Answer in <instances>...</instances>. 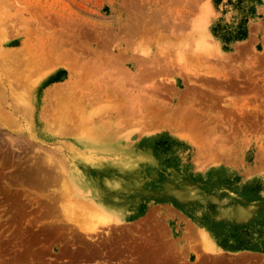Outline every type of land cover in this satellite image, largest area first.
<instances>
[{"label":"rangeland","instance_id":"1","mask_svg":"<svg viewBox=\"0 0 264 264\" xmlns=\"http://www.w3.org/2000/svg\"><path fill=\"white\" fill-rule=\"evenodd\" d=\"M0 75V264H264V0H0Z\"/></svg>","mask_w":264,"mask_h":264},{"label":"bare ground","instance_id":"2","mask_svg":"<svg viewBox=\"0 0 264 264\" xmlns=\"http://www.w3.org/2000/svg\"><path fill=\"white\" fill-rule=\"evenodd\" d=\"M193 51V50H192ZM1 76V75H0ZM8 80V79H7ZM10 82V81H9ZM11 83V82H10ZM21 83V82H20ZM9 84V83H8ZM12 85V84H11ZM10 84L8 85L9 86V88H10V86H11ZM10 89H12V88H10ZM9 89V90H10ZM6 90H7V87L5 86L4 87V83H3V81H2V79H0V97H2L3 99L5 98V97H3V96H5V95H3V94H5V93H7L6 92ZM8 90V91H9ZM12 91V90H11ZM10 94L13 96L12 97V99H11V101H14L13 103L14 104H12L11 103V105H13V107H16L15 109L17 110V111H19V110H25L26 111V113L27 112H29L28 111V108L29 109H31V101H30V99L29 98H27V94L24 92V90H23V93H20V94H18V93H14V92H10ZM97 95V94H96ZM6 97H7V95H6ZM14 98V99H13ZM6 99V98H5ZM1 102L2 103H5V102H7L6 100H1ZM8 104V103H7ZM23 105V107H21L20 105ZM6 105V104H5ZM10 105V106H11ZM2 107V106H1ZM12 107V108H13ZM8 109V108H7ZM8 112V111H7ZM6 112V113H7ZM10 112L12 113V111H9L7 114L5 113L3 116L5 117V118H7V119H9V117H10ZM15 113V112H14ZM69 113V111H65V115H67ZM15 114H17V113H15ZM30 115V114H29ZM11 116H13V115H11ZM31 116V115H30ZM63 119H66V118H63ZM62 124H64V125H66V123H64V120H62V122H61ZM89 143V145H97V144H100L99 142L97 143V144H94V143H92V142H88ZM37 160H38V158H37ZM41 162V161H40ZM39 162V163H40ZM32 164V163H31ZM37 164V163H36ZM108 164V163H107ZM92 165H100V164H92ZM92 168V170L93 171H98V173H100V175H101V177H110L109 176V173H113V171L111 172V171H109L108 169H107V167H105V166H102V167H91ZM59 172V171H58ZM109 172V173H108ZM96 177V176H95ZM105 178V179H106ZM103 179V178H102ZM103 181H105V180H103ZM96 182H97V180H96ZM103 183V187H101V189H98V188H92V186L90 187V185L86 188V187H84L83 188V190L84 191H87V193L89 194V195H93V196H96V201H93V202H96L95 204H96V206L95 205H93L92 207L93 208H91L92 210H90V209H87V208H90L89 206H87V208H85V209H82L83 207H85L84 206V203H81V205L83 206L82 208H79L78 210H80L81 211V213L82 212H84V210H89L88 212H92V211H94V214H92L91 212V214L93 215V219L94 218H96L97 219V217H98V221H101V222H103L102 221V219L104 220V218H102L101 217V212H103V211H105L104 210V205H103V202H107L108 203V205H106V207H105V209H107V208H109V207H107V206H110L111 208H116V209H120V213H124V207L127 205V203L128 202H121V203H119V204H116V203H114L113 201H112V199H111V197L112 196H115V195H117L118 193H120V191L119 190H112L111 189V187L110 186H108V184H107V182H102ZM93 185V184H92ZM101 185V184H100ZM118 187V186H117ZM86 189V190H85ZM89 202V201H88ZM89 203H91V202H89ZM88 203H85V205H87ZM71 205V204H70ZM80 205V206H81ZM89 205H91V204H89ZM75 206H76V204H75ZM74 206V209H76L77 210V208L78 207H80V206H78L77 208ZM72 208H73V206H72ZM111 208H110V210H111ZM82 209V210H81ZM94 209V210H93ZM75 210V211H76ZM77 210V211H78ZM86 210V211H87ZM97 210V211H96ZM99 210H101V212L99 211ZM115 210V209H114ZM72 211V210H71ZM86 211H85V213H86ZM98 211L100 212V214H98L97 215V213H98ZM108 211V210H107ZM119 211V210H118ZM79 212V211H78ZM77 212V213H78ZM87 212V214L88 215H90V216H88V217H90V218H88L89 219V221L90 222H88V224L86 223L87 221H88V219H85V218H87L86 217V215H85V218H83L84 220L83 221H85V224L83 223V221H82V223L81 224H83L84 226H85V228H83V226H81V224H80V221L82 220V219H79V218H82V216H84V214L85 213H83V214H81L80 212L78 213V214H74L75 215V218H77L78 217V215L79 216H81V217H78V219H79V224H77L78 226H79V228H82V229H86V228H88V226L87 225H89V223H91V225H89V232H92V229L93 228H95V226L93 225L92 226V223H93V221H91L92 220V217H91V214H89ZM95 212H97L96 214H95ZM116 212V211H115ZM70 214H71V212H69ZM72 213H73V211H72ZM81 214V215H80ZM125 214V213H124ZM95 215H96V217H95ZM72 217H73V215H71ZM105 216V215H104ZM100 217V218H99ZM108 216H106L105 217V219H107L108 221H110V220H112V219H110L109 220V218H113V216H111V217H109V218H107ZM120 217V216H119ZM75 218H74V222H77V221H75ZM72 219V218H71ZM70 219V220H71ZM77 219V220H78ZM114 219V218H113ZM106 220V222L105 223H109L108 221ZM97 221V220H96ZM97 221V222H98ZM117 223V222H116ZM94 224H95V221H94ZM113 224V223H112ZM102 225V224H101ZM111 225V224H110ZM90 226H92L93 228H91ZM96 226H97V224H96ZM98 227V226H97ZM90 228H91V231H90ZM100 227H98L97 229H96V232H97V230L99 229ZM87 231V232H88ZM94 231V230H93ZM84 232H85V230H84ZM86 233V232H85Z\"/></svg>","mask_w":264,"mask_h":264}]
</instances>
